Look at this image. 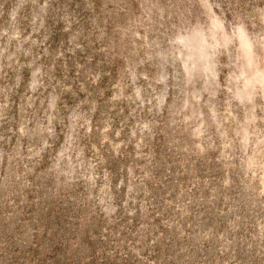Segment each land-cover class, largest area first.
<instances>
[{"label": "rangeland", "instance_id": "rangeland-1", "mask_svg": "<svg viewBox=\"0 0 264 264\" xmlns=\"http://www.w3.org/2000/svg\"><path fill=\"white\" fill-rule=\"evenodd\" d=\"M0 264H264V0H0Z\"/></svg>", "mask_w": 264, "mask_h": 264}]
</instances>
